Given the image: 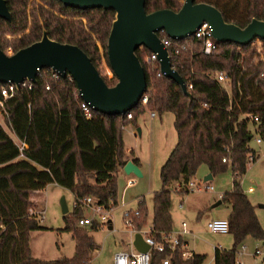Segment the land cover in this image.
I'll return each mask as SVG.
<instances>
[{
  "label": "trees",
  "instance_id": "1",
  "mask_svg": "<svg viewBox=\"0 0 264 264\" xmlns=\"http://www.w3.org/2000/svg\"><path fill=\"white\" fill-rule=\"evenodd\" d=\"M195 1L213 4L226 21L239 26H245L253 17L264 18V0ZM6 3L11 19L0 17L2 49L11 47L16 51L39 39L45 29L53 39L78 45L95 66L102 56L109 64L107 37L113 9L78 8L61 0ZM30 3L32 7L28 8ZM180 5L179 0L144 2L147 12L159 8L177 10ZM80 15L86 17V23ZM94 33L104 47L103 53ZM157 33L166 43L171 64L184 79L191 96L175 80L157 74L156 59L144 61L151 52L145 46L137 47L136 54L146 76L147 101L140 98L124 113L106 114L91 108L87 117L71 75L52 76L50 67L38 70L31 89L15 88L6 98L0 93L3 120L9 129L7 132L0 127V264H90L96 245L89 229L99 226L94 222L85 228L79 223L87 209L81 199L90 195L105 207L117 205V175L127 160L123 127L134 124L138 116L151 110L174 114L177 138L159 168L160 187L152 192L151 234L156 242L164 243V248H151L150 264H164L165 258L167 264L203 263L204 253L183 256L186 249L180 236L173 248L164 237L173 230L172 184L178 181L180 187L175 190L188 192L185 184L202 163L212 176L228 166L232 170V186L222 192L221 200L229 206L226 218L233 242L229 248H215L213 264H238V248L249 235L264 240L256 205L241 184L248 163L257 157L251 138L255 134L264 139V60H254L251 42L216 40V48L206 54L194 36L186 42L184 38H171L163 29ZM219 69L227 75L228 90L210 75ZM4 83L0 81V86ZM21 141L25 144L20 147ZM133 160L139 163L136 158ZM51 182L74 195L73 207L63 219L64 229L71 232L75 241V250L72 256L48 260L32 254L29 239L31 231L46 228L34 210L32 194ZM130 210L127 228L137 230L148 222L144 196H139L137 205Z\"/></svg>",
  "mask_w": 264,
  "mask_h": 264
},
{
  "label": "water",
  "instance_id": "2",
  "mask_svg": "<svg viewBox=\"0 0 264 264\" xmlns=\"http://www.w3.org/2000/svg\"><path fill=\"white\" fill-rule=\"evenodd\" d=\"M78 8L103 7L114 10L107 37V56L116 77L108 84L86 52L78 45L51 38L44 29L39 39L7 54L0 47V81L17 85L27 78L36 81L42 67H50L62 76L67 73L75 81L79 95L94 110L106 114L124 113L134 107L146 89L143 65L136 54L140 45L156 52L160 70L165 76L178 82L184 92L191 96L184 79L172 66L170 53L157 31L160 29L171 38H183L192 34L203 21L210 24L213 37L218 41L247 44L256 38L264 40V18L253 17L245 26L224 19L221 11L208 2L183 0L177 10L159 8L147 12L145 0H61ZM0 17L11 19L6 0H0ZM126 173L142 175L140 167L131 159L123 165ZM208 172L204 180L211 179ZM63 212L68 211L64 197ZM110 221V220H109ZM111 228V225L108 224ZM132 243L139 251H147L139 231L134 232ZM264 245V240H262Z\"/></svg>",
  "mask_w": 264,
  "mask_h": 264
},
{
  "label": "rangeland",
  "instance_id": "3",
  "mask_svg": "<svg viewBox=\"0 0 264 264\" xmlns=\"http://www.w3.org/2000/svg\"><path fill=\"white\" fill-rule=\"evenodd\" d=\"M31 1L32 3H42L43 0ZM182 1L183 0H179L181 3ZM32 3L28 5V8L32 7ZM78 17L81 18L84 23L87 22L85 16L80 15ZM93 38L98 45L100 52L103 53L104 47L96 33L93 34ZM251 45L255 49L254 60L256 62L264 60V42L261 40H253ZM107 66L110 68L107 62L102 64L101 59L97 63L96 67L102 76V72L106 70L105 67ZM108 76L106 75L103 77L108 84H113L116 81L115 75L112 73L111 76ZM1 119H3L2 106H0V120ZM256 137L257 135L254 134L250 140V144L254 149L259 151V157L248 163L247 169L241 177V184L248 197L256 204V213L262 226L264 227V206H261V204L264 205V140L261 143H258L255 141ZM259 145L261 146L260 148ZM231 171L230 166H228L225 170L216 173L209 180V183L213 185V189H207V191H195V193L191 192L190 197L195 199L196 194L202 192L208 194L209 192L215 190L218 191L224 186H229L232 178ZM208 172L207 165L202 163L197 169V177L203 181L204 175ZM119 175L122 174L119 172L117 175L118 194L123 189L125 183V178H121ZM135 176V180L127 188L126 196L128 197L129 195L143 192L145 194L144 198L147 206L151 207L152 190L160 184L157 166L151 167L148 175L142 173L141 176ZM176 182L172 184L171 188V199L174 208L179 206V199L184 195V193H180L175 190ZM249 185H253L254 189L252 191H248L247 187ZM32 196L36 200L39 207L34 210L41 213L40 210L44 209L41 224L46 226L44 229H36L31 233V244L34 249L33 253L48 260L59 256H72L75 250V241L71 232L64 229L63 216L65 212L62 211L61 198L64 197L68 210H71L74 203L73 193L65 187L49 183L43 189L33 192ZM192 201L193 200L188 199V203H191ZM131 204L134 205L135 200H133ZM228 207H226L225 203H221L215 208L218 212H220V214L224 215L226 214ZM124 210L125 209L120 206V204L112 208L111 216L109 217L111 222H113L112 228H109L108 225H103L97 229H89L96 245V249H94L90 254V264H112L114 253L119 250L123 244H126L129 235L127 232L128 228L123 219ZM86 214L89 215L91 212L87 211ZM87 226L89 225H85L83 227L88 228ZM148 226L149 220L141 227V229H147ZM201 230V248L204 249V252H206L205 260L202 264H206L208 263L211 255V242L214 241L216 243L220 242L223 245H230L233 238L230 232L213 233L208 231L206 224L202 226ZM242 244L239 246L237 253L238 258L242 261V264H264V245L261 239L254 238L249 235L245 238ZM257 248L261 252L255 253Z\"/></svg>",
  "mask_w": 264,
  "mask_h": 264
},
{
  "label": "crops",
  "instance_id": "4",
  "mask_svg": "<svg viewBox=\"0 0 264 264\" xmlns=\"http://www.w3.org/2000/svg\"><path fill=\"white\" fill-rule=\"evenodd\" d=\"M174 114L171 111H165L162 113L155 112L154 115L150 113V111H146L138 118L136 119V122L129 123L124 125L123 127V140H124V146L126 149V157L127 159L133 160L136 158L139 163L134 162L140 167V170L143 174L149 173V170L153 166H157L158 175H159V168L161 164L165 161L167 158L169 152L171 151L172 147L174 146L176 142V130L174 127ZM135 133L137 134V137H135ZM264 139H261L260 141L256 142L261 143ZM261 146L259 145V148ZM256 150V159L259 157V151ZM254 159V160H256ZM253 160V159H252ZM122 175H119L121 178H125V183L123 186V189L118 194V203L120 204L124 209L126 208H134L137 205V197L143 196L145 197V194L143 192L126 196L127 188L132 184H127L128 179H133L136 177L132 172L127 173L122 169L119 171ZM232 174V171H231ZM232 176V175H231ZM205 177V175H204ZM203 177V181H204ZM193 179L196 181H201L200 178L197 177V173L193 176ZM160 180V179H159ZM210 180V179H207ZM206 180V181H207ZM210 182V181H208ZM54 184H57L55 182H51ZM176 187L178 188L179 182L177 181ZM58 185V184H57ZM232 186V178L231 183H229V186H224L218 191H212L208 194H205L204 192L196 194L195 199L190 197L191 192L195 193V191H179L180 193H184L183 196L179 199V206L174 208V205L172 203L171 199V215H172V221H173V230L170 232V234H174V232L177 233L178 236H180L183 240V244L186 250L194 253H206L204 252V249L201 248L202 242H201V235L200 232H202L201 228L204 224L207 226V221L216 218V217H226L229 212V207L226 204V207H228L226 214L222 215L220 212L217 211L215 208L221 203H224L221 200V194L224 190L229 189ZM160 187V184L155 187V189L152 190V192ZM180 187V186H179ZM253 187V185H249L247 188ZM213 189V188H212ZM253 189L249 190L252 191ZM200 191H207V190H200ZM188 199L193 200L191 203H188ZM250 199V198H249ZM135 200V204L132 205V201ZM251 200V199H250ZM251 202L255 204L252 200ZM36 207L35 209H38V204L35 200ZM151 203H152V193H151ZM256 205V204H255ZM261 206H264L261 204ZM148 220L149 224L151 223L152 218V205L151 207L148 206ZM89 211V209H86V212ZM44 212V209H43ZM111 216V214H110ZM43 218V217H42ZM111 228L113 225V222L111 220L109 221ZM183 222L185 224H183ZM208 231H210L208 229ZM128 232V240L126 244H123V246L119 250H135V246L132 243L133 234L134 232H131L127 230ZM212 232V231H210ZM32 233V231H31ZM31 233H30V248L31 252L34 256L39 257L38 255H35L33 253V246L31 244ZM216 233V232H213ZM227 233V232H225ZM233 239L231 240L230 245H223L220 242H211L210 245L212 247L211 249V255L208 263L206 264H213L214 262V252L215 248L218 246L219 248H229L232 245ZM244 245V244H242ZM117 250V251H119ZM137 250V249H136ZM261 252L258 248L255 253ZM264 254V252H263ZM206 256V254H205ZM41 258V257H40ZM237 259L241 261V259ZM205 260V259H204ZM242 264V263H241Z\"/></svg>",
  "mask_w": 264,
  "mask_h": 264
},
{
  "label": "built area",
  "instance_id": "5",
  "mask_svg": "<svg viewBox=\"0 0 264 264\" xmlns=\"http://www.w3.org/2000/svg\"><path fill=\"white\" fill-rule=\"evenodd\" d=\"M6 35L9 36L8 34H6ZM192 36H194L198 41L201 42V49L206 54L211 53L217 46L216 39L212 35L211 26L206 21H203L201 23V25L198 26L192 34H189L183 38L185 39L186 42H188ZM255 40H261V39L256 38ZM139 47L143 48L144 45H140ZM3 50L7 54H11L14 52L11 47H7ZM154 59H156L158 61L156 52H154L152 50L150 53H148L144 57V61L146 63H149L151 60H154ZM101 61H102V64L103 63L105 64V62H106V60L104 59L103 56L101 58ZM110 68L108 66L105 67L106 70L104 72H102L103 76H106V75L111 76L113 71ZM155 68L158 69V71H157L158 75L163 73L160 70L159 61H158V65H156ZM59 74L60 73L58 71L52 69V72H51L52 76H58ZM210 75L214 79H216L217 81L221 82L227 88V85H226L227 75H226L224 70H222V69L215 70ZM33 84H34V82L30 79H27V78L20 81L18 85L14 82H6L0 86V93L3 95L4 98H6L13 93L15 88L22 87V88L31 89ZM188 86H191V84H188ZM46 88H49V85H46ZM227 90H228V88H227ZM141 100L143 102L147 101V95L145 93H143V95L141 96ZM2 101H3V99L0 98V106H2ZM81 106H82V109L84 111V114L87 117H89L91 115V106L87 102H85L84 100L81 102ZM150 113L152 115H154L155 111L151 110ZM127 115H128V117H130L131 113L129 112ZM0 127H2L7 132H9V129H8L6 123L4 122L3 119L0 120ZM135 137H137L136 133H135ZM256 140L260 141L261 138L259 136H257ZM24 144H25V142L21 141L20 147ZM222 159L226 160L225 157H223ZM132 182H133V179H128L126 183L131 184ZM185 185L189 191H200V190H207V189L213 188V185L210 184L208 181H206V180L196 181L193 178H189ZM251 189H253V188L252 187L248 188V191ZM81 202L91 212V214H89V215L86 214L83 218H81L79 220V223L81 225H91L94 222H96L98 224V226L101 227L103 225H108L110 223L109 217L111 214L112 207H110V206L105 207L101 203H96L94 201L93 197L90 195L84 196L81 199ZM112 204H113V201L110 199L109 205H112ZM134 210L136 213L137 212L136 209H134ZM130 211H131L130 208H126L123 211V219H124V223L126 226H128L131 222V219L129 217ZM40 212L42 214L39 212L38 213L41 214L40 217L42 219L43 209H41ZM183 224H185V223L183 222ZM207 227L212 232L225 233V232H228V220L226 217L212 218V219L207 221ZM128 230L131 232L139 231L142 234L145 242L149 244V248L147 251H139L136 249L135 250H119V251H116L113 255L112 264H150V260H151L150 250H151V248L155 247L158 250H162L164 248V243L163 242H156L154 240V238L151 234V225L150 224L147 227V229H141L140 228V229L134 230L132 228H128ZM164 237L170 241V247L171 248H173L178 241V235L176 232H174V234H169L168 236H164ZM183 246H184V244H183ZM182 254L184 257L189 258L192 255V252H190L188 250H183ZM236 261L238 264L242 263V261H240L238 259ZM163 263L167 264L168 258L163 259Z\"/></svg>",
  "mask_w": 264,
  "mask_h": 264
}]
</instances>
